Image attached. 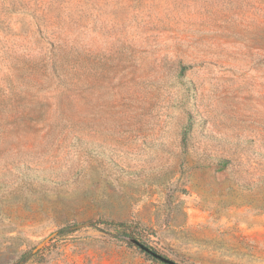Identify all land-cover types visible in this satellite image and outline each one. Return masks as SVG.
Segmentation results:
<instances>
[{"label": "rangeland", "instance_id": "rangeland-1", "mask_svg": "<svg viewBox=\"0 0 264 264\" xmlns=\"http://www.w3.org/2000/svg\"><path fill=\"white\" fill-rule=\"evenodd\" d=\"M130 237L264 264V0H0V264Z\"/></svg>", "mask_w": 264, "mask_h": 264}, {"label": "water", "instance_id": "water-1", "mask_svg": "<svg viewBox=\"0 0 264 264\" xmlns=\"http://www.w3.org/2000/svg\"><path fill=\"white\" fill-rule=\"evenodd\" d=\"M131 242H133L134 244L138 245L141 249L145 250L147 253H149L150 255L154 256L155 258L160 259L161 261L168 263V264H178L176 261L163 256L157 252H155L154 250H152L151 248H149L147 245H145L144 243H142L140 240H138L135 237H130L129 238Z\"/></svg>", "mask_w": 264, "mask_h": 264}, {"label": "trees", "instance_id": "trees-1", "mask_svg": "<svg viewBox=\"0 0 264 264\" xmlns=\"http://www.w3.org/2000/svg\"><path fill=\"white\" fill-rule=\"evenodd\" d=\"M186 136H187V133L184 134V140H186ZM130 244L139 247L138 245H136V244H134V243H131V242H130ZM139 248H140V247H139ZM140 249H141V248H140ZM142 250H143V249H142ZM143 251L146 252L145 250H143ZM146 253H147V252H146ZM148 255L151 256V258L154 259V260H159V261H161L160 259L155 258L154 256L150 255L149 253H148ZM161 262H163V261H161ZM163 263H165V262H163ZM166 264H168V263H166Z\"/></svg>", "mask_w": 264, "mask_h": 264}]
</instances>
